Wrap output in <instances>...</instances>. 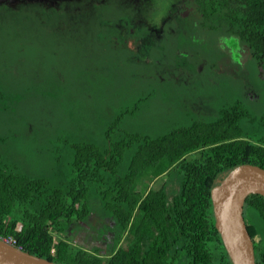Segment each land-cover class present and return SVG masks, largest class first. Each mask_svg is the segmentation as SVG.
<instances>
[{
	"label": "trees",
	"instance_id": "16d2710c",
	"mask_svg": "<svg viewBox=\"0 0 264 264\" xmlns=\"http://www.w3.org/2000/svg\"><path fill=\"white\" fill-rule=\"evenodd\" d=\"M200 5V31L233 37L247 58L241 60L244 68L251 58L256 61L263 107L255 111L243 98H228L216 114L197 116L157 136L124 131L115 136L111 123L102 146L83 138L72 142L71 157H65L64 167L62 161L56 164L51 175L34 174L0 151V237L62 264H232L215 226L211 189L242 163L264 168V0H200ZM0 9L16 19L46 20L61 37L70 38L82 26L72 37L100 48L102 56L108 55L103 46L116 43L111 37L118 29L107 23L111 18L102 8L77 22L71 13L46 11L38 3ZM149 46L141 49L144 63L150 62ZM118 52L141 61L129 46ZM13 84L0 88L3 116L24 98L15 95L19 84ZM134 110L116 114L115 121ZM8 123V117L0 118V126ZM23 132L34 133L30 127ZM164 176L160 187H151ZM170 182L178 187L170 189ZM92 213L114 224L108 227L115 232L114 244L106 251L76 244L70 233L73 222L81 226L79 221ZM244 215L256 261L264 264V196L250 194Z\"/></svg>",
	"mask_w": 264,
	"mask_h": 264
},
{
	"label": "rangeland",
	"instance_id": "374dc122",
	"mask_svg": "<svg viewBox=\"0 0 264 264\" xmlns=\"http://www.w3.org/2000/svg\"><path fill=\"white\" fill-rule=\"evenodd\" d=\"M152 3L161 15L171 0ZM38 21L16 19L0 9V88L19 84L15 95L24 97L8 107V116L0 113V118L10 120L0 126V151L34 174L51 175L60 161L64 167L76 140L89 139L102 146L111 123L115 136L123 131L157 136L189 124L197 116L216 114L222 100L228 98H243L255 111L263 107L256 61L251 58L245 69L241 60L246 56L241 55L240 45L226 36L221 39L224 45L232 48L235 44L232 58L240 62L238 75L222 70L220 63L227 49L214 36L183 33L179 40L149 46L152 59L144 63L142 56L138 61L119 53L127 46L120 42L103 46L108 55L102 56L100 48L72 37L78 28L70 38L61 37L51 32L46 20ZM145 96L148 98L139 103ZM42 105L46 106L43 110ZM126 109L134 113L115 121V115ZM26 127L34 133H24ZM165 180V176L159 177L150 185L158 188ZM169 187L177 188V182H170ZM72 236L76 244L102 248L82 244L80 237Z\"/></svg>",
	"mask_w": 264,
	"mask_h": 264
},
{
	"label": "flooded vegetation",
	"instance_id": "af4514ba",
	"mask_svg": "<svg viewBox=\"0 0 264 264\" xmlns=\"http://www.w3.org/2000/svg\"><path fill=\"white\" fill-rule=\"evenodd\" d=\"M28 3H38L46 11L57 10L66 14L71 13L70 16L75 22L83 16L91 17L96 7L102 8L107 17L111 18L107 20V23L112 28L118 29L117 33L115 32V35L111 37L113 42L126 44L138 53V56H142L141 49L144 44L160 46L165 42L179 40L183 33H192V36L199 35L203 38L210 37L200 31L203 15L200 0H171V5L161 15L156 14L152 0H0V7L17 9ZM197 26L198 28L195 29ZM81 27L78 25V29ZM232 38L229 37V39ZM217 39L221 41L222 49H227L225 51L227 56L223 57L220 63L222 70L238 75L241 66L239 60L232 58L234 48L224 45L221 40L223 37ZM207 60L206 57L204 61ZM79 222L81 226H77L76 222L71 224V233L80 237L82 244L100 245L105 250L114 244L115 232L107 228L114 224H111L108 218L92 213L87 220Z\"/></svg>",
	"mask_w": 264,
	"mask_h": 264
},
{
	"label": "water",
	"instance_id": "95a60500",
	"mask_svg": "<svg viewBox=\"0 0 264 264\" xmlns=\"http://www.w3.org/2000/svg\"><path fill=\"white\" fill-rule=\"evenodd\" d=\"M250 194L264 196V168L242 163L226 173L211 189L215 226L232 264H257L254 239L244 209ZM0 264H62L32 254L0 237Z\"/></svg>",
	"mask_w": 264,
	"mask_h": 264
},
{
	"label": "built area",
	"instance_id": "2783aa9c",
	"mask_svg": "<svg viewBox=\"0 0 264 264\" xmlns=\"http://www.w3.org/2000/svg\"><path fill=\"white\" fill-rule=\"evenodd\" d=\"M9 241H11L13 243V239L12 238H8Z\"/></svg>",
	"mask_w": 264,
	"mask_h": 264
},
{
	"label": "crops",
	"instance_id": "0c3cea01",
	"mask_svg": "<svg viewBox=\"0 0 264 264\" xmlns=\"http://www.w3.org/2000/svg\"><path fill=\"white\" fill-rule=\"evenodd\" d=\"M113 224V223H112Z\"/></svg>",
	"mask_w": 264,
	"mask_h": 264
}]
</instances>
